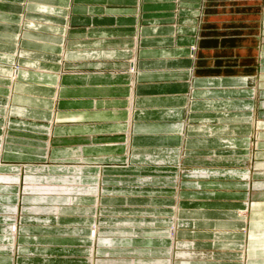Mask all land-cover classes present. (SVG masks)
<instances>
[{
	"label": "crops",
	"instance_id": "crops-1",
	"mask_svg": "<svg viewBox=\"0 0 264 264\" xmlns=\"http://www.w3.org/2000/svg\"><path fill=\"white\" fill-rule=\"evenodd\" d=\"M0 264H264V0H0Z\"/></svg>",
	"mask_w": 264,
	"mask_h": 264
},
{
	"label": "rangeland",
	"instance_id": "rangeland-1",
	"mask_svg": "<svg viewBox=\"0 0 264 264\" xmlns=\"http://www.w3.org/2000/svg\"><path fill=\"white\" fill-rule=\"evenodd\" d=\"M237 1V0H236ZM235 29H238V27H235ZM256 124V123H255ZM21 193H26V189H25V185H22L21 186ZM7 207V206H6ZM8 209H10V208H8ZM14 209H15V207H14ZM13 221H14V217L12 216V221H11V224H13ZM18 226V225H17ZM93 227H95V228H97V224L95 223L94 224V226ZM16 248V246L14 247V249ZM17 252H19V250H18V247L14 250V254L16 255L17 254ZM18 255V254H17Z\"/></svg>",
	"mask_w": 264,
	"mask_h": 264
}]
</instances>
